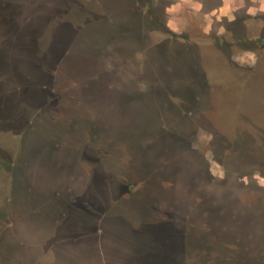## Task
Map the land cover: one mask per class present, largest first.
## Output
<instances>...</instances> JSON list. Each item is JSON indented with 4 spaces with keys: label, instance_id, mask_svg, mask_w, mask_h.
I'll use <instances>...</instances> for the list:
<instances>
[{
    "label": "rangeland",
    "instance_id": "374dc122",
    "mask_svg": "<svg viewBox=\"0 0 264 264\" xmlns=\"http://www.w3.org/2000/svg\"><path fill=\"white\" fill-rule=\"evenodd\" d=\"M219 2L0 0V264H264V10Z\"/></svg>",
    "mask_w": 264,
    "mask_h": 264
},
{
    "label": "crops",
    "instance_id": "0c3cea01",
    "mask_svg": "<svg viewBox=\"0 0 264 264\" xmlns=\"http://www.w3.org/2000/svg\"><path fill=\"white\" fill-rule=\"evenodd\" d=\"M222 7H223V2H219L218 4H216V6L210 8V10L207 9V12H205L204 15L205 16H207V15L213 16V14H216L218 11H221L222 10ZM248 17H252V16H248ZM231 20L232 19H229L228 21H231Z\"/></svg>",
    "mask_w": 264,
    "mask_h": 264
},
{
    "label": "clouds",
    "instance_id": "9594fccd",
    "mask_svg": "<svg viewBox=\"0 0 264 264\" xmlns=\"http://www.w3.org/2000/svg\"><path fill=\"white\" fill-rule=\"evenodd\" d=\"M261 4H262L261 10H264V0H261ZM194 7L198 8L199 5H194ZM227 8H228V4H227V0H226L225 8L222 10L225 14L227 13ZM262 183H264V181H262Z\"/></svg>",
    "mask_w": 264,
    "mask_h": 264
},
{
    "label": "flooded vegetation",
    "instance_id": "af4514ba",
    "mask_svg": "<svg viewBox=\"0 0 264 264\" xmlns=\"http://www.w3.org/2000/svg\"><path fill=\"white\" fill-rule=\"evenodd\" d=\"M249 18H251V17H249ZM244 26H245V25H244ZM246 27H247V26H246ZM246 27H244V29H245ZM263 44H264V42H263ZM263 44H262V45H263ZM251 52H252V50H251ZM253 52H254V51H253Z\"/></svg>",
    "mask_w": 264,
    "mask_h": 264
},
{
    "label": "trees",
    "instance_id": "16d2710c",
    "mask_svg": "<svg viewBox=\"0 0 264 264\" xmlns=\"http://www.w3.org/2000/svg\"><path fill=\"white\" fill-rule=\"evenodd\" d=\"M172 37L174 36V35H171Z\"/></svg>",
    "mask_w": 264,
    "mask_h": 264
}]
</instances>
